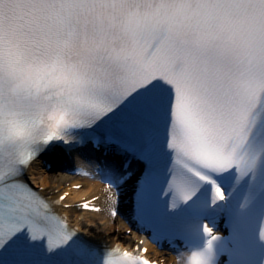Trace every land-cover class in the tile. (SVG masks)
<instances>
[{"label":"snow or ice","instance_id":"1","mask_svg":"<svg viewBox=\"0 0 264 264\" xmlns=\"http://www.w3.org/2000/svg\"><path fill=\"white\" fill-rule=\"evenodd\" d=\"M85 145L129 233L182 241L179 264H264V0H0V264H149L25 179L53 150L80 174Z\"/></svg>","mask_w":264,"mask_h":264},{"label":"bare ground","instance_id":"2","mask_svg":"<svg viewBox=\"0 0 264 264\" xmlns=\"http://www.w3.org/2000/svg\"><path fill=\"white\" fill-rule=\"evenodd\" d=\"M58 161L60 162H57L55 166L57 168V171L54 170L52 174L47 173L46 168L44 166H41L39 162H37V164L33 166V169L29 170L28 176L30 182L35 188H50L55 190L56 193L67 192L68 196L66 198V202L70 205H78L80 203L88 201L92 199L94 195H100L101 197H103V193L105 191L99 184L67 176L61 170V168L69 169V167H71L72 165L61 162L60 158L58 159ZM76 185H83V188L78 191H74L73 187ZM60 210L68 219L70 226L78 229L87 239H91L92 241L96 240L100 243H111L112 245L119 244L120 247L124 246L119 239L111 238L109 233L105 231L106 229H101L102 225H108V227H113V225H115V227L121 231L127 230L128 225L124 222L123 219L118 218L113 222L103 214L84 213L78 211L74 207L67 212L63 211L62 209ZM218 228L221 234H226L224 226L219 224ZM125 241H133V239L125 238ZM163 241L164 240H161L160 245L170 247V244ZM155 255L158 256L160 255V253H156Z\"/></svg>","mask_w":264,"mask_h":264},{"label":"rangeland","instance_id":"3","mask_svg":"<svg viewBox=\"0 0 264 264\" xmlns=\"http://www.w3.org/2000/svg\"><path fill=\"white\" fill-rule=\"evenodd\" d=\"M97 222H99V221H97ZM101 229H103V230L106 229L105 231L109 233L111 238H115V239L117 238L120 240V242L125 243V244L129 242V241H125V238L126 239L127 238L132 239V236L129 235L127 233V231L126 232L118 231V229L115 227V225H113V227H111V226L108 227V225H106V226L102 225Z\"/></svg>","mask_w":264,"mask_h":264}]
</instances>
